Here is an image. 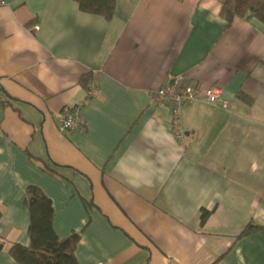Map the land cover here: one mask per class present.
Here are the masks:
<instances>
[{
    "label": "crops",
    "instance_id": "crops-1",
    "mask_svg": "<svg viewBox=\"0 0 264 264\" xmlns=\"http://www.w3.org/2000/svg\"><path fill=\"white\" fill-rule=\"evenodd\" d=\"M4 1L0 264L29 246L31 186L55 234H79L78 264H264V25L226 29L219 0H116L110 21L74 0ZM176 76L230 101L184 106L181 142L149 97ZM65 108L83 132L59 131ZM248 223L259 230L236 239Z\"/></svg>",
    "mask_w": 264,
    "mask_h": 264
},
{
    "label": "trees",
    "instance_id": "trees-1",
    "mask_svg": "<svg viewBox=\"0 0 264 264\" xmlns=\"http://www.w3.org/2000/svg\"><path fill=\"white\" fill-rule=\"evenodd\" d=\"M79 10L85 14L97 15L110 21L114 15L116 0H74ZM220 16L230 28L233 20L257 19L264 25V0H219ZM92 80L90 73L79 79V84L88 89ZM89 90V89H88ZM237 98L247 105L252 104L251 98L239 93ZM39 164L44 172L56 176L57 172L51 162L32 159ZM53 165V167H52ZM23 204L28 210L29 246L12 245L9 254L17 264H78L75 250L79 242V234L73 233L67 238L60 239L53 229V208L51 201L37 187H28L24 194ZM209 213L202 211L200 225L203 226ZM259 228L248 223L236 239L258 231Z\"/></svg>",
    "mask_w": 264,
    "mask_h": 264
},
{
    "label": "built area",
    "instance_id": "built-area-1",
    "mask_svg": "<svg viewBox=\"0 0 264 264\" xmlns=\"http://www.w3.org/2000/svg\"><path fill=\"white\" fill-rule=\"evenodd\" d=\"M5 5L6 2L0 0V7ZM92 93L93 91H90L89 95ZM149 97L153 106L169 107L170 130L178 142L183 139V133L180 129V111L184 106L194 102H203L206 105L220 107L223 110H228L230 106V101L222 90L216 88L200 90L187 84L179 76L169 78L159 89L152 91ZM61 115L60 132L66 133L72 130L83 132L85 130L76 109L65 108L62 110Z\"/></svg>",
    "mask_w": 264,
    "mask_h": 264
}]
</instances>
